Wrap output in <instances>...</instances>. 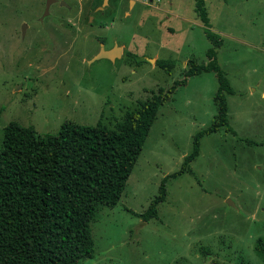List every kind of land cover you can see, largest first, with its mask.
<instances>
[{
    "label": "rangeland",
    "instance_id": "obj_1",
    "mask_svg": "<svg viewBox=\"0 0 264 264\" xmlns=\"http://www.w3.org/2000/svg\"><path fill=\"white\" fill-rule=\"evenodd\" d=\"M102 1L60 0L47 12L46 0H0V147L13 120L42 135L66 121L115 127L184 78L191 58L208 62L196 0ZM206 8L234 89L228 124L201 138L192 170L169 178L159 216L143 220L138 213L182 168L196 133L218 121L216 72L177 86L117 205L91 222L94 257L79 264H264V0H206ZM102 44L121 46L122 56L93 59ZM158 58L175 64L161 68Z\"/></svg>",
    "mask_w": 264,
    "mask_h": 264
},
{
    "label": "trees",
    "instance_id": "obj_2",
    "mask_svg": "<svg viewBox=\"0 0 264 264\" xmlns=\"http://www.w3.org/2000/svg\"><path fill=\"white\" fill-rule=\"evenodd\" d=\"M195 11L212 42L208 62L191 58L184 78L141 101L115 127L101 119L95 124L66 121L58 133L42 135L34 125L16 120L4 126L0 147V264H79L94 257L91 222L101 207H114L120 200L159 107L177 86L186 83L187 77L214 71L218 121L196 133L193 150L185 156L182 168L163 178L159 194L138 213L145 221L159 216L158 206L167 198V181L191 171L201 138L228 124L227 95L234 93L218 61L222 38L210 29L206 0H196ZM156 64L170 70L175 60L158 58ZM258 243V249L264 248L261 237Z\"/></svg>",
    "mask_w": 264,
    "mask_h": 264
},
{
    "label": "water",
    "instance_id": "obj_3",
    "mask_svg": "<svg viewBox=\"0 0 264 264\" xmlns=\"http://www.w3.org/2000/svg\"><path fill=\"white\" fill-rule=\"evenodd\" d=\"M56 0H46V11H49V8L53 2ZM108 0H104L103 4L107 3ZM100 9L103 8V5L99 7ZM123 54V48L119 45H116L112 49H105L104 45L102 44L99 52L94 56L93 59H99V58H110L112 60H115L118 57H121ZM229 204L234 205V202L231 199H228Z\"/></svg>",
    "mask_w": 264,
    "mask_h": 264
},
{
    "label": "flooded vegetation",
    "instance_id": "obj_4",
    "mask_svg": "<svg viewBox=\"0 0 264 264\" xmlns=\"http://www.w3.org/2000/svg\"><path fill=\"white\" fill-rule=\"evenodd\" d=\"M59 1H60V0H56L55 3H59ZM61 1H62V2H61L62 5L69 6L66 2H64V0H61ZM102 2H103V1H102ZM103 8H105V7H103ZM103 8H102V9H103ZM102 9H100V10H102Z\"/></svg>",
    "mask_w": 264,
    "mask_h": 264
}]
</instances>
